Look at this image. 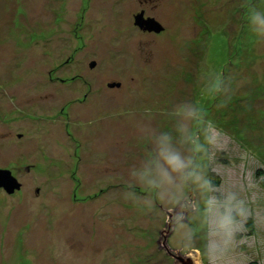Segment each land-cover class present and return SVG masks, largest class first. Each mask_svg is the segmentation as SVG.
<instances>
[{"label": "rangeland", "instance_id": "374dc122", "mask_svg": "<svg viewBox=\"0 0 264 264\" xmlns=\"http://www.w3.org/2000/svg\"><path fill=\"white\" fill-rule=\"evenodd\" d=\"M261 29L264 0H0V264H172L189 194L170 247L264 264Z\"/></svg>", "mask_w": 264, "mask_h": 264}, {"label": "water", "instance_id": "95a60500", "mask_svg": "<svg viewBox=\"0 0 264 264\" xmlns=\"http://www.w3.org/2000/svg\"><path fill=\"white\" fill-rule=\"evenodd\" d=\"M144 12L141 11L134 16V25L142 32L158 34L163 31V27L155 19L144 18ZM93 64H91V67ZM108 88L120 87V83H112L107 85ZM20 137V136H19ZM0 189L7 194H12L19 189V184L11 175L9 170H0ZM188 197L177 205L174 209H163L159 206L166 215V222L162 230L159 232L157 247L159 251H163L171 260L172 264H202L201 257L197 251H189L182 253L180 249L170 247L168 240L173 234L175 227L179 223H186L187 216L195 212L191 197Z\"/></svg>", "mask_w": 264, "mask_h": 264}, {"label": "trees", "instance_id": "16d2710c", "mask_svg": "<svg viewBox=\"0 0 264 264\" xmlns=\"http://www.w3.org/2000/svg\"><path fill=\"white\" fill-rule=\"evenodd\" d=\"M217 186H218V183H217L216 181L214 182V181L211 180V187H212V188H215V187H217ZM248 226H249V228L251 229L250 224H249Z\"/></svg>", "mask_w": 264, "mask_h": 264}, {"label": "clouds", "instance_id": "9594fccd", "mask_svg": "<svg viewBox=\"0 0 264 264\" xmlns=\"http://www.w3.org/2000/svg\"><path fill=\"white\" fill-rule=\"evenodd\" d=\"M260 31H261L262 33H264V29H261Z\"/></svg>", "mask_w": 264, "mask_h": 264}, {"label": "flooded vegetation", "instance_id": "af4514ba", "mask_svg": "<svg viewBox=\"0 0 264 264\" xmlns=\"http://www.w3.org/2000/svg\"><path fill=\"white\" fill-rule=\"evenodd\" d=\"M143 33H146V32H143ZM108 85V84H107ZM117 88V87H116ZM27 170H28V168H27Z\"/></svg>", "mask_w": 264, "mask_h": 264}, {"label": "crops", "instance_id": "0c3cea01", "mask_svg": "<svg viewBox=\"0 0 264 264\" xmlns=\"http://www.w3.org/2000/svg\"><path fill=\"white\" fill-rule=\"evenodd\" d=\"M65 13H66V10H65Z\"/></svg>", "mask_w": 264, "mask_h": 264}]
</instances>
